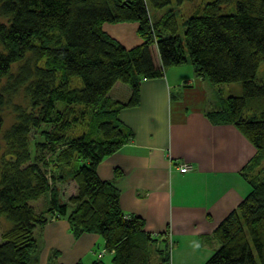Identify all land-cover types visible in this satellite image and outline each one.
<instances>
[{
	"label": "trees",
	"instance_id": "obj_1",
	"mask_svg": "<svg viewBox=\"0 0 264 264\" xmlns=\"http://www.w3.org/2000/svg\"><path fill=\"white\" fill-rule=\"evenodd\" d=\"M172 3L0 0V15L8 18L0 23V85L7 80L0 88L6 145L0 152V223L5 218L11 224L2 233L0 264H35L36 231L60 219L76 240L101 236L113 253L111 264L171 260L169 231L151 235L142 217L124 214L116 186L123 172L117 168L114 180L104 181L98 167L134 139L119 112L139 106L142 81L186 64L213 86L241 83L242 96L218 100L207 116L215 125H233L255 149L242 172L251 190L213 232L218 248L205 264H264V82L256 81L264 63V0H211L184 19V37L174 10L152 18ZM232 3L235 12H224ZM105 23H137L143 42L128 49L103 30ZM75 78L81 87L74 86ZM119 82L129 86L126 102L110 96ZM28 84L32 111L16 108V121L5 130L4 111ZM68 182L76 192L64 200ZM45 195L49 206L37 211L31 203ZM58 255L52 251L51 264Z\"/></svg>",
	"mask_w": 264,
	"mask_h": 264
},
{
	"label": "crops",
	"instance_id": "obj_2",
	"mask_svg": "<svg viewBox=\"0 0 264 264\" xmlns=\"http://www.w3.org/2000/svg\"><path fill=\"white\" fill-rule=\"evenodd\" d=\"M107 33L114 39L118 35L114 29ZM142 42L134 39L131 47H125ZM153 58L160 67L156 46ZM208 86L190 64L168 68L161 78L143 80L139 106L119 112V120L133 131L134 139L98 167L104 181L114 180L117 168L123 172L116 186L124 214L142 217L151 235L171 231L177 264H205L218 248L213 232L251 190L242 172L255 149L233 125L209 120L213 104ZM110 96L126 102L129 86L117 83ZM182 163L191 165V171L179 173ZM68 184L75 194V183ZM40 233L35 264H51L54 250L59 251L57 264L99 260L111 264L113 253L101 236L84 234L76 240L64 219L50 222Z\"/></svg>",
	"mask_w": 264,
	"mask_h": 264
},
{
	"label": "rangeland",
	"instance_id": "obj_3",
	"mask_svg": "<svg viewBox=\"0 0 264 264\" xmlns=\"http://www.w3.org/2000/svg\"><path fill=\"white\" fill-rule=\"evenodd\" d=\"M211 0H188L186 1L183 5H177L176 1L173 0V3L169 5L168 7L162 9V10H154L152 14L153 20L158 19L162 16H164L168 10H174L177 14L178 20L181 24L180 26V34L182 37H184V31L185 27L182 26L184 19L188 18L192 13H194L196 10L200 9L205 3L210 2ZM224 12L226 13H233L236 10V4L232 3L229 5H224ZM156 15V16H155ZM0 23H8V18L3 17L0 15ZM113 23H105L103 25V29L106 30L107 32L110 30L113 31V29L117 32V36L115 38L119 40L124 46L131 47V43L135 40H140L141 38L137 34V23H116L115 26H112ZM115 24V23H114ZM126 25V26H123ZM122 29H124L122 31ZM0 46V50H1ZM43 64V62L41 63ZM20 66V63L15 64L13 67L14 72L18 70ZM257 83H263L264 82V63L261 64L259 71L257 73L256 77ZM7 82V80H3L2 84L0 85V88L4 86V84ZM207 84L209 85V93H210V100L213 104V106L216 105L218 100L226 99L230 96H242L243 91H242V85L241 83H232V84H223V85H217L213 86L211 85L208 81ZM74 86L75 87H81L82 82L79 78L74 79ZM30 87V84H28L26 87H24L19 94L16 95L14 98L12 104L9 106V108H6L4 111V119H5V130L10 129L15 121H16V112L14 111L16 108H21L24 111H27L28 113L32 111L31 107V100L29 99L27 92ZM251 101V100H249ZM30 137L34 139L36 137V131L32 130ZM34 141V140H33ZM0 143H1V153H3L6 149L5 141L3 140L2 136L0 137ZM72 183V182H69ZM73 194V189L70 187V185L66 184L62 188V195L64 200H67L71 195ZM50 202V197L49 195L43 196L41 199L32 202L31 204L36 208L37 211H42L46 208H48ZM11 226V224L3 218L0 223V242L2 241V233L8 229ZM36 237L40 239V230L36 231L35 233ZM175 247V245H174ZM174 247L170 246L171 248V260L164 262L162 264H177L176 261V255L173 253L175 252ZM174 250V252H173ZM170 253V251H169ZM39 255V254H38ZM100 255H104V253H100ZM38 257V256H37ZM37 260V258H33V260ZM107 261V260H106ZM157 261V259H156Z\"/></svg>",
	"mask_w": 264,
	"mask_h": 264
},
{
	"label": "built area",
	"instance_id": "obj_4",
	"mask_svg": "<svg viewBox=\"0 0 264 264\" xmlns=\"http://www.w3.org/2000/svg\"><path fill=\"white\" fill-rule=\"evenodd\" d=\"M191 169H192V167L188 163H182L178 166V171L181 174H186V173L190 172ZM169 239H170L171 247L172 246L174 247V240H173V235H172L171 231H169Z\"/></svg>",
	"mask_w": 264,
	"mask_h": 264
}]
</instances>
